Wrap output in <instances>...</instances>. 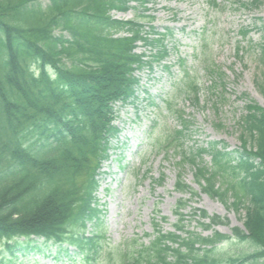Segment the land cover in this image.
<instances>
[{
  "label": "trees",
  "instance_id": "obj_1",
  "mask_svg": "<svg viewBox=\"0 0 264 264\" xmlns=\"http://www.w3.org/2000/svg\"><path fill=\"white\" fill-rule=\"evenodd\" d=\"M130 1L0 0V264L98 261L105 242L96 193L101 164L118 141L114 122L136 100L137 73L167 55L168 30L149 27L146 35H158L149 39L142 25L110 18ZM208 4L216 7V0ZM259 28L254 61L264 98V23ZM120 32L129 36L114 37ZM139 41L155 51L150 60L134 53ZM190 89L198 104L196 87ZM244 110L239 149L210 142L183 159L202 194L244 213L243 230L184 237L177 225L178 233L157 231L147 245L129 240L109 264H264V109L248 101ZM182 136L177 131L174 139ZM174 190L196 195L181 175ZM185 203L177 201L175 214ZM200 217L209 222L203 228L220 222ZM227 242L254 250L221 260L215 253Z\"/></svg>",
  "mask_w": 264,
  "mask_h": 264
},
{
  "label": "rangeland",
  "instance_id": "obj_2",
  "mask_svg": "<svg viewBox=\"0 0 264 264\" xmlns=\"http://www.w3.org/2000/svg\"><path fill=\"white\" fill-rule=\"evenodd\" d=\"M207 1L146 0L141 5L136 0L127 12L111 13L114 19L141 23L145 32L150 26L159 33L169 29L172 35L164 42L168 56L163 65H168L170 72L157 65L152 71L143 69L138 74L142 88L138 102L124 108L115 121L121 133L98 177L105 244L96 264H109L129 240L147 245L157 231L172 233L177 225L184 237L188 232L232 237L233 229L243 230L244 213L202 194L183 159L210 142L223 143L229 151L239 149L244 106L250 100L264 109L254 61V47L261 42L264 0H217L216 8L209 7ZM241 31H248L247 36L242 37ZM136 52L149 55L140 43ZM189 81L197 88L198 104L188 88ZM178 116L188 125L177 142L173 135L181 130ZM204 161L209 165V158ZM119 165L126 170H120ZM178 175L194 197L175 192ZM179 199L186 202L179 210L181 215L175 214ZM201 212L218 217L220 222L201 227V223H209L201 219ZM253 250L248 243L227 242L219 244L215 254L224 260Z\"/></svg>",
  "mask_w": 264,
  "mask_h": 264
}]
</instances>
